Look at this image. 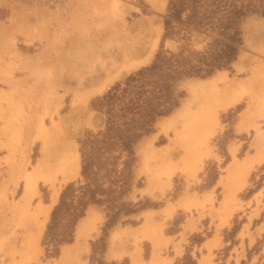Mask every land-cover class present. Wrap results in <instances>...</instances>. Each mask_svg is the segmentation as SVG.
<instances>
[{
    "label": "rangeland",
    "instance_id": "obj_1",
    "mask_svg": "<svg viewBox=\"0 0 264 264\" xmlns=\"http://www.w3.org/2000/svg\"><path fill=\"white\" fill-rule=\"evenodd\" d=\"M153 1L0 0V264H19L20 261L21 264H55L65 248L70 249V254L64 264H132L135 256L139 264H150L154 255L155 264H171L172 252L179 254L172 264L264 263V16L260 14H253L241 23L243 43L233 67L209 76L224 73L233 80L251 82L248 91L234 95L227 106L217 108L214 107L217 100H202L204 105L212 104L205 109L209 110L205 114L209 117L207 125L200 129L197 137L183 138L164 164L153 163L148 167L142 163L140 153V145L145 140L153 138V145L157 147L169 142L173 131L166 133L159 129L163 117L157 120L154 130L136 144L137 161L130 180L131 189L119 202L152 206L121 215L118 223L109 229L106 250L102 252L107 204H90L75 227L73 241L62 244L58 255L47 254L43 238L50 219L40 232L42 205L51 202L54 208L64 186L81 177L79 140L88 131H98L105 123V116L92 108L91 100L151 63L159 49L169 0H164L160 7ZM122 2L130 10L126 30L130 28L132 34H143L151 22L158 29L153 56L88 99L74 104L75 91L62 79V68L55 64L59 48L69 46L62 47L59 43L74 33L69 13L81 8L97 15L100 10L109 12L123 7ZM91 23L85 25L84 32L95 28ZM175 24L176 35L166 40L169 49L176 51L186 47L204 51L216 38L213 33L192 25ZM209 77L179 81L177 93L184 95L179 106L190 97V84ZM221 94L220 90L216 95ZM252 100L255 106L240 126V113L249 108ZM53 124L58 125L62 138L77 151L78 173L63 180L60 172L54 174L46 166L23 207L19 198L43 146L39 130ZM190 153L194 155V165L189 170L184 163ZM249 158H252L251 163H248ZM239 161L243 164L225 177L228 168L234 169ZM150 171L155 174V187L148 188ZM222 179L232 188L226 202ZM54 189L59 191V196L53 203ZM87 218L86 235L77 242V226ZM187 220L184 228L199 230L185 241L184 252L179 243L172 250L167 245L172 239L168 235L177 232ZM245 222L249 225L245 226ZM188 230L182 233V240ZM28 239H32L33 246L25 252L23 247Z\"/></svg>",
    "mask_w": 264,
    "mask_h": 264
},
{
    "label": "trees",
    "instance_id": "obj_2",
    "mask_svg": "<svg viewBox=\"0 0 264 264\" xmlns=\"http://www.w3.org/2000/svg\"><path fill=\"white\" fill-rule=\"evenodd\" d=\"M253 14L264 16V0H169L165 32L151 63L91 100L92 108L105 116V123L79 140L81 177L64 186L52 210L43 238L47 254L56 256L62 244L73 241L75 227L90 204H107L102 252L109 229L121 215L152 206L119 202L131 189L136 144L154 130L159 118L179 107L184 96L177 93L179 81L206 78L233 67L243 43L241 23ZM175 23L192 25L216 38L204 51L169 49L166 40L176 35Z\"/></svg>",
    "mask_w": 264,
    "mask_h": 264
},
{
    "label": "bare ground",
    "instance_id": "obj_3",
    "mask_svg": "<svg viewBox=\"0 0 264 264\" xmlns=\"http://www.w3.org/2000/svg\"><path fill=\"white\" fill-rule=\"evenodd\" d=\"M163 3L164 0L153 1L156 7H160ZM118 6L120 5L118 4ZM129 12V7L123 3V7H119V9L115 8L109 12L100 10L97 15L90 14L89 11L81 8L69 13L70 26L74 33L69 37L65 36V39L59 43L62 47H65L66 44L69 46L67 49L59 48L61 51L57 54L55 64L62 68L60 72L62 79L67 84L70 83L71 89L75 91L72 100L74 104L88 99L91 95L105 88L109 82L118 76L145 64L153 56L158 42V29L151 22V25L144 30L143 34L139 32L132 34L130 28L128 30L125 28ZM97 20L101 22L95 23ZM91 22L95 24V28L89 33L84 32L87 30L85 25ZM250 86L251 82L236 81L224 73L216 74L208 79L197 80L190 84V97L173 113L163 116L159 121L160 131L166 133L173 131L169 142L157 147L153 145V138L143 141L140 145L142 163L148 167L153 163L156 165L164 164L176 152L177 146L183 138L190 139L200 134V129L206 126L209 120V117L205 115L209 110L205 109L210 108L212 105L209 102L204 105L202 100H217L218 102L214 106L216 108L220 105L227 106L234 99V95L244 94ZM220 90L222 94L220 96L216 95ZM253 104L254 101L252 100L249 108L240 113V126L245 122L246 115L253 110L255 106ZM211 114L214 115L215 111L212 110ZM38 135L42 137L43 146L34 170L27 176L25 191L19 198L21 206L31 197V191L35 187L36 180L45 172L44 168L46 166L54 174L60 172L63 180L75 176L79 170L77 151L75 152L74 146L62 138L58 125L53 124L48 129L41 128ZM193 163L194 155L190 153L188 161L184 165L189 167L190 170V167L194 165ZM241 163L243 164V162H237L232 170V166L228 168L225 177L230 176L232 171L238 168L236 166ZM152 171H150L151 175L147 183L148 188L155 185V174ZM224 179L221 182L224 183L226 188L224 199L226 202L231 197L232 188L224 182ZM58 194L59 191L54 189L53 203L57 200ZM50 207L47 206L40 210V215H44L45 220L49 216ZM44 219L38 222L40 232L44 226ZM87 220L88 218L81 221L77 226V242L86 235L89 226ZM32 243V239H28V243L23 247L25 252H29L33 246ZM69 251L70 249L65 248L62 256L55 264H64L66 257L70 254ZM21 263L20 261L19 264ZM16 264L18 263L16 262ZM132 264H139L137 256L133 257ZM150 264H155V255L150 260Z\"/></svg>",
    "mask_w": 264,
    "mask_h": 264
},
{
    "label": "crops",
    "instance_id": "obj_4",
    "mask_svg": "<svg viewBox=\"0 0 264 264\" xmlns=\"http://www.w3.org/2000/svg\"><path fill=\"white\" fill-rule=\"evenodd\" d=\"M264 120V119H263ZM240 132H245V130H241ZM240 132H239V134H240ZM255 154V152H252V155H254ZM251 161H252V158H249V161H248V163H251ZM257 166V164H255L254 165V168ZM47 206H51L50 207V209H49V216L47 217V219L45 220L44 219V215H40V218H41V220H43L44 219V226H43V229H42V231L41 232H43L44 231V228L46 227V224H47V222H48V220L51 218V213H52V208H53V204L51 203V202H44L43 203V205H42V209L43 208H46ZM50 221V220H49ZM82 221V220H81ZM80 221V222H81ZM188 224V220L187 221H185L183 224H181V228L179 229V230H177V232H173L172 234H169L168 236H169V238H172V239H170V241L168 242V247H171L172 248V250H174V248H175V246L178 244L179 245V247H182V249H181V251L182 252H184V250H185V241L186 240H188V238H189V236L191 235V234H193L195 231H197V230H199V229H189V228H184V226L185 225H187ZM48 225V224H47ZM79 225V224H78ZM144 225V224H143ZM182 225H183V227H182ZM248 226L249 225V222H245V226ZM189 229V230H188ZM186 230H188L186 233V236H185V238L182 240V233L184 232V231H186ZM259 234H257L256 236H255V240L257 239V236H258ZM180 238H181V240H180ZM212 238H210L209 240H211ZM205 242H207V240L205 241ZM204 243V242H203ZM178 245H177V247H178ZM173 254H172V262H171V264L172 263H174L176 260H177V258L179 257V254H175L174 252H172ZM241 264V263H240ZM264 264V263H263Z\"/></svg>",
    "mask_w": 264,
    "mask_h": 264
}]
</instances>
